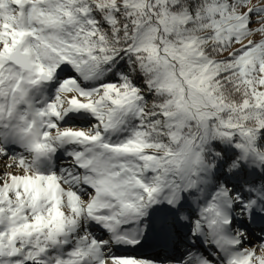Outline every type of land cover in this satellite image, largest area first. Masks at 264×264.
<instances>
[{
	"label": "snow or ice",
	"instance_id": "snow-or-ice-1",
	"mask_svg": "<svg viewBox=\"0 0 264 264\" xmlns=\"http://www.w3.org/2000/svg\"><path fill=\"white\" fill-rule=\"evenodd\" d=\"M0 264H264V0H0Z\"/></svg>",
	"mask_w": 264,
	"mask_h": 264
}]
</instances>
